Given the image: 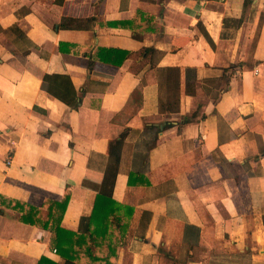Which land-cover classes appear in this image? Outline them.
<instances>
[{
  "label": "crops",
  "instance_id": "obj_1",
  "mask_svg": "<svg viewBox=\"0 0 264 264\" xmlns=\"http://www.w3.org/2000/svg\"><path fill=\"white\" fill-rule=\"evenodd\" d=\"M245 1L0 0V264H66L16 206L47 220L69 195L61 227L80 234L114 140L95 218L115 264H264V0Z\"/></svg>",
  "mask_w": 264,
  "mask_h": 264
},
{
  "label": "trees",
  "instance_id": "obj_2",
  "mask_svg": "<svg viewBox=\"0 0 264 264\" xmlns=\"http://www.w3.org/2000/svg\"><path fill=\"white\" fill-rule=\"evenodd\" d=\"M58 3H62L63 0H57ZM252 5V1L246 0L245 6ZM78 22V19L74 18H66L60 24V27H72L74 26L73 23ZM236 65H231L228 69L224 70V74L222 76L221 81L226 82V88L229 86L230 76L227 72L231 69L235 70ZM167 77L166 79L171 81L172 87L176 89L171 98L169 99V107L173 110L177 107L178 98L177 96V89L180 85V70L175 68H168L167 69ZM192 70H188V73H191ZM193 75V74H192ZM50 79L49 76L44 78V82H48ZM189 84L187 83V91L192 93L193 90ZM47 88V87H46ZM225 88V89H226ZM47 90L52 93L53 95L57 96L58 98H64V94L59 92H55L52 90L50 86H48ZM80 105V100L75 98L73 101L72 106L74 108H78ZM186 120V119H185ZM188 120V119H187ZM121 141L114 140L110 141L109 143V155L110 161L105 172L104 180L102 189L97 195L96 204L94 207V211L91 217H82L81 225H80V234L73 233L72 231H68L61 227V220L63 214L66 210L69 195L61 202L56 201H49L48 202V209H49V218L47 220H43L40 217L41 208L35 207L32 205H28L26 203H19L21 208L17 209L20 210L22 216L21 219L24 222L31 223L34 225H40L44 228L49 229L52 232L51 236V246L52 248L56 247L60 254L66 257V264H74L75 260H81L83 258L89 257L91 260L97 261L96 264L103 262V264H115V260L117 258L116 248L117 245L113 242L108 240L107 233L109 229V222L106 218L103 221L98 220L96 217L97 212H99L100 204L104 202L115 203L112 199V191L115 184L116 177L119 172L118 162L120 160L119 154L116 152L117 148L119 147ZM130 183H146V177L142 173H131L129 178ZM112 205V204H111ZM114 207V206H112ZM111 208H109L106 212L107 218L108 214L110 213ZM55 210V212H54ZM58 211V212H57ZM92 225L95 228H92ZM100 231L102 233V237L99 235ZM106 246L108 248V253L104 256H98V254H94L93 250L95 247ZM98 248V247H97ZM86 256V257H85ZM88 259L89 261H91ZM38 264H56L50 259L46 257H42Z\"/></svg>",
  "mask_w": 264,
  "mask_h": 264
}]
</instances>
